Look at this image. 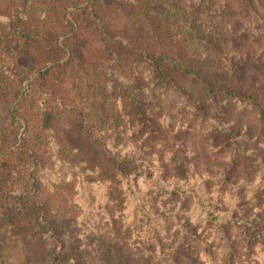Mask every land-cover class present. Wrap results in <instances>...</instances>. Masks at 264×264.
<instances>
[{"label":"trees","instance_id":"obj_1","mask_svg":"<svg viewBox=\"0 0 264 264\" xmlns=\"http://www.w3.org/2000/svg\"><path fill=\"white\" fill-rule=\"evenodd\" d=\"M0 264H264V0H0Z\"/></svg>","mask_w":264,"mask_h":264}]
</instances>
